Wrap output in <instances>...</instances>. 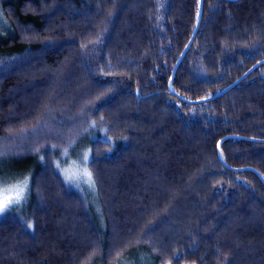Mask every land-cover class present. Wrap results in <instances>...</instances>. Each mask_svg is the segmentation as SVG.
<instances>
[{
  "label": "trees",
  "instance_id": "1",
  "mask_svg": "<svg viewBox=\"0 0 264 264\" xmlns=\"http://www.w3.org/2000/svg\"><path fill=\"white\" fill-rule=\"evenodd\" d=\"M0 8V264H264V0Z\"/></svg>",
  "mask_w": 264,
  "mask_h": 264
},
{
  "label": "water",
  "instance_id": "2",
  "mask_svg": "<svg viewBox=\"0 0 264 264\" xmlns=\"http://www.w3.org/2000/svg\"><path fill=\"white\" fill-rule=\"evenodd\" d=\"M232 1H236V0H232ZM203 4H204V0H200V10H199V14H198V18H197V22H196V25H195V29L188 41V43L186 44V46L184 47L182 53L180 54L179 58L177 59L175 65H174V68H173V71H172V74H171V77H170V81H169V87L171 89V92L174 93L175 95L177 96H180L176 90L174 89V86H173V78H174V75L176 73V70L178 68V65L180 63V61L184 58V56L186 55L187 53V50L188 48L192 45L196 35H197V32L200 28V25H201V22H202V16H203ZM264 60H261L259 62H257L255 65H253L247 72H245L241 77H239L236 81H234L233 83H231L230 85H228L227 87H225L224 89H222L221 91L215 93L214 95H211L209 97H206L204 99H201V100H197V101H190V102H198V101H208V100H212V99H215L221 95H223L225 92H227L228 90H230L231 88H233L238 82H240L241 80H243L244 78L247 77V75L250 74V72L256 67L258 66L259 64L263 63ZM225 138H223L219 144H218V155H219V158L221 159V161L225 164V166H227L228 168L230 169H234V170H241V169H251L253 171H255L258 176L260 177V179L262 180V182L264 183V177L262 176V174L255 168L253 167H245V168H237V167H232L230 165H228L227 163H225L223 157H222V152H221V142L224 140Z\"/></svg>",
  "mask_w": 264,
  "mask_h": 264
},
{
  "label": "snow or ice",
  "instance_id": "3",
  "mask_svg": "<svg viewBox=\"0 0 264 264\" xmlns=\"http://www.w3.org/2000/svg\"><path fill=\"white\" fill-rule=\"evenodd\" d=\"M85 161L88 160V154L84 156ZM69 179H72L74 176L78 175V173H66ZM83 175L88 178L90 182H93V176L90 171L85 169L83 171ZM29 189V180L26 176L23 180H19L18 182L11 184L0 186V214H3L13 205L21 204L27 197V191Z\"/></svg>",
  "mask_w": 264,
  "mask_h": 264
},
{
  "label": "rangeland",
  "instance_id": "4",
  "mask_svg": "<svg viewBox=\"0 0 264 264\" xmlns=\"http://www.w3.org/2000/svg\"><path fill=\"white\" fill-rule=\"evenodd\" d=\"M0 2H1V0H0ZM7 25H9L8 21L5 20V17L3 16L2 9L0 8V36H4L5 34L9 33L8 31L1 29L3 26H7ZM84 170H85V168H82V169L77 168L76 173H78V175H76V177L79 178L84 183H86L89 187H91L92 182H90L88 180V178L83 175ZM18 176H20V175H16V176L13 175V176H8V177H12V178H5V177L0 175V186L11 185V184L18 182L19 181ZM20 180H23V179H20ZM27 193H28V191H27ZM123 264H147V263H145L144 261L139 262L136 258L131 257V258L127 259L126 261H124Z\"/></svg>",
  "mask_w": 264,
  "mask_h": 264
},
{
  "label": "bare ground",
  "instance_id": "5",
  "mask_svg": "<svg viewBox=\"0 0 264 264\" xmlns=\"http://www.w3.org/2000/svg\"><path fill=\"white\" fill-rule=\"evenodd\" d=\"M199 31V30H198ZM198 33V32H197Z\"/></svg>",
  "mask_w": 264,
  "mask_h": 264
}]
</instances>
